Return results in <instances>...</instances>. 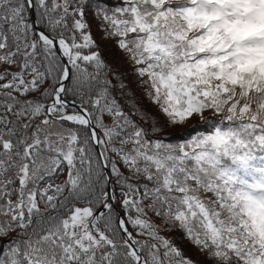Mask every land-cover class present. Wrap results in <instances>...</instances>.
<instances>
[{"label":"snow or ice","instance_id":"1","mask_svg":"<svg viewBox=\"0 0 264 264\" xmlns=\"http://www.w3.org/2000/svg\"><path fill=\"white\" fill-rule=\"evenodd\" d=\"M0 264H264V0H0Z\"/></svg>","mask_w":264,"mask_h":264}]
</instances>
